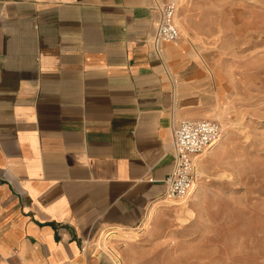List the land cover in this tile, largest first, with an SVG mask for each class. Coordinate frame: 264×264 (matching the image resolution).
<instances>
[{"label": "crops", "instance_id": "crops-1", "mask_svg": "<svg viewBox=\"0 0 264 264\" xmlns=\"http://www.w3.org/2000/svg\"><path fill=\"white\" fill-rule=\"evenodd\" d=\"M169 1L0 0V264H114L99 237L151 225L211 74L155 46Z\"/></svg>", "mask_w": 264, "mask_h": 264}, {"label": "rangeland", "instance_id": "rangeland-1", "mask_svg": "<svg viewBox=\"0 0 264 264\" xmlns=\"http://www.w3.org/2000/svg\"><path fill=\"white\" fill-rule=\"evenodd\" d=\"M175 1L177 39L211 71L205 70L209 90L200 119L217 121L223 141L208 161L203 157L209 152L203 155L185 205L164 198L134 240H111L119 256L111 259L264 264V0ZM155 223L160 236L150 233Z\"/></svg>", "mask_w": 264, "mask_h": 264}, {"label": "built area", "instance_id": "built-area-1", "mask_svg": "<svg viewBox=\"0 0 264 264\" xmlns=\"http://www.w3.org/2000/svg\"><path fill=\"white\" fill-rule=\"evenodd\" d=\"M157 10L156 47L179 37L174 21L176 1L158 3ZM221 135V125L211 119H184L173 126L171 149L174 159L170 174L162 181L165 199L178 200L189 196L200 179L198 168L203 155L214 147Z\"/></svg>", "mask_w": 264, "mask_h": 264}, {"label": "bare ground", "instance_id": "bare-ground-1", "mask_svg": "<svg viewBox=\"0 0 264 264\" xmlns=\"http://www.w3.org/2000/svg\"><path fill=\"white\" fill-rule=\"evenodd\" d=\"M175 15H176V13H175ZM174 19H175V16H174ZM221 137H222V135H221ZM221 137L219 138V140L216 142V144L215 145H217L218 144V142L220 141V139H221ZM214 145V146H215ZM196 186L197 185H195L194 186V188L192 189V191L190 192V194H189V196L188 197H186V198H183L182 200H180L179 202H176L175 200H177V199H175V200H173V202H172V204L173 205H185L184 203L186 202V201H188V199H189V197H191V195L194 193V191L196 190ZM185 208V207H184ZM153 211H154V208H151V212H150V215H149V217H151L152 216V213H153ZM187 212V211H186ZM147 219H149L148 217H147ZM182 219V218H181ZM146 220V219H145ZM182 221V220H181ZM186 221V220H185ZM145 226H147V224L145 223ZM138 236V233H136V232H133V233H131V234H129V233H127V234H125V233H122V232H116V231H112V232H110V233H105V234H102L101 235V237H99L100 239H99V246L104 250V251H106L109 255H110V257H112L114 260H118V258H119V256H118V253H117V251L112 247V244H111V239H113V238H117V237H121V238H128V239H133V238H136ZM134 240V239H133Z\"/></svg>", "mask_w": 264, "mask_h": 264}]
</instances>
